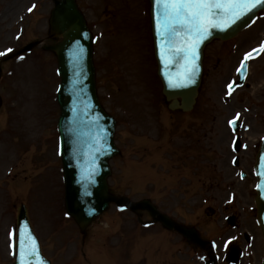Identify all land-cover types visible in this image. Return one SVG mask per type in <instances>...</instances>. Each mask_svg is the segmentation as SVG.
<instances>
[{"label": "rangeland", "instance_id": "374dc122", "mask_svg": "<svg viewBox=\"0 0 264 264\" xmlns=\"http://www.w3.org/2000/svg\"><path fill=\"white\" fill-rule=\"evenodd\" d=\"M78 2L96 37L99 97L119 120V138L122 134L118 144L123 156L111 162L109 184L112 192L134 201L151 198L172 218L195 226L202 235L212 238L219 248L237 234V243L245 252L241 264H261L263 238L256 223L253 166L257 146L264 136V56L252 65L245 88L228 104L223 105L222 99L223 87L237 56L257 46L262 39L264 14L254 26L259 38L249 37L250 31H247L236 43L215 42L209 46L198 106L190 114H170V120H182L179 124L177 121L173 125L170 123L171 133L181 134L182 128L190 133L187 125L197 128L198 132L187 137V143L180 136L178 145L173 146L158 165L155 162L168 151V146L160 142L162 149L152 162L153 166L132 149L138 136L155 133L157 137L158 126L162 129V124H168L153 55L149 2ZM52 8L51 0H0V52L6 53L3 56L30 42L46 39ZM8 49L12 51L7 52ZM3 68L0 79L3 99L0 110V264L13 263V248L9 245L13 244L17 216L23 203L27 204L44 251L54 264H165L166 261L167 264H203V251L179 236L162 232L159 225L139 224L136 216L115 206L89 228L87 242L81 243L78 226L67 216L64 205L57 132L59 107L55 98L60 83L57 62L38 48ZM250 94L255 95L247 100L245 95ZM235 112L242 114L244 121L243 130L236 136L228 128V119ZM193 139L198 143L189 144ZM199 139L210 153L200 149ZM234 139L237 144L233 147L237 148L233 149ZM187 147L192 149L190 160L173 163L171 155L177 153L181 159ZM217 149H221L220 154ZM235 158L239 167L234 168L231 159ZM184 164L210 171L218 165L223 178L220 184L214 185L219 187L212 185L208 189L210 185L206 183L204 190L195 193L194 186L199 188L205 182L195 180L194 186L184 185L188 186L186 188L178 184L173 177L181 175L180 166ZM242 171L247 174L245 180L240 177ZM161 173L165 176L170 173V182L166 181L169 177H165L158 187L153 177ZM201 176L205 178V173ZM190 177L191 172L184 179ZM230 197L233 199L229 200ZM231 214L239 217L237 229L226 222ZM148 220L144 215L143 221ZM244 232L249 234L252 243L247 244L243 239ZM9 233H12L11 238ZM84 254L87 255L83 257Z\"/></svg>", "mask_w": 264, "mask_h": 264}, {"label": "water", "instance_id": "95a60500", "mask_svg": "<svg viewBox=\"0 0 264 264\" xmlns=\"http://www.w3.org/2000/svg\"><path fill=\"white\" fill-rule=\"evenodd\" d=\"M55 4L51 18V32L52 36H61L63 41L50 49L57 54L58 71L61 77L58 92L61 108L58 129L68 214L76 219L82 230H85L96 217L108 209L111 202L117 203L120 207H129L134 211L147 209L167 228L175 229L190 241L205 246L194 230L175 224L159 214L148 202L134 204L125 198L109 195L108 160L118 152L114 145L116 123L103 110L97 98L93 38L74 0H55ZM151 4L155 55L159 65L158 74L163 82V93L168 100L172 101V109L179 107L186 111L191 110L201 84L205 46L214 39L226 41L235 37L253 23L257 14L264 10V3L248 18L241 21L239 18L231 29H210V34L196 44L197 59L189 55L187 62L183 55H175L174 50L168 51L167 43L157 35L155 0H151ZM37 44L27 46L12 57L31 50ZM193 66L194 71H192ZM186 67L190 70L188 76L185 75ZM178 99H181V103ZM255 172L257 221L264 236V139L257 155ZM22 244L24 248L29 245H34L36 248L37 255L34 258H27L29 264H50L41 253L39 241L31 228L24 205L21 207L18 219L15 264H20ZM239 255L237 251L233 254L236 260Z\"/></svg>", "mask_w": 264, "mask_h": 264}, {"label": "snow or ice", "instance_id": "6c2138e0", "mask_svg": "<svg viewBox=\"0 0 264 264\" xmlns=\"http://www.w3.org/2000/svg\"><path fill=\"white\" fill-rule=\"evenodd\" d=\"M260 3H264V0H155L157 35L167 43L168 51L174 50L175 55H183L187 62L189 55L195 57L196 44L210 34V29L226 28ZM261 48L264 49V44ZM5 54L0 52V56ZM251 55L245 54V61ZM245 61H241L240 68L237 69L239 73H243ZM185 75H190L187 67ZM228 88L231 92L233 85L229 84ZM229 123L235 125V120ZM9 236L11 238L12 233H9ZM227 243L226 241L225 244ZM9 247L14 248V245L10 243ZM13 255H16L15 250ZM36 255L34 245L24 248L22 244L20 264H29L27 258H34Z\"/></svg>", "mask_w": 264, "mask_h": 264}, {"label": "bare ground", "instance_id": "6f19581e", "mask_svg": "<svg viewBox=\"0 0 264 264\" xmlns=\"http://www.w3.org/2000/svg\"><path fill=\"white\" fill-rule=\"evenodd\" d=\"M261 5H263V3H260L258 6H256L255 8H253L252 10H250L249 12H247L245 15L241 16V17H240V21H241L242 19H244V18H248L249 15H250L251 13H253V12H254L258 7H260ZM237 21H238V19H236L234 23H230V24L226 27L227 30L233 28V27L236 25ZM257 33H258V32H257L256 30H253V32L250 33V36L256 37V36H257ZM241 55H242V54H241ZM194 59H197V52H196V51H195V57H194ZM255 63H256V62H255ZM252 64H254V63H252ZM189 69H190V68H189ZM189 72H190V70H189Z\"/></svg>", "mask_w": 264, "mask_h": 264}]
</instances>
